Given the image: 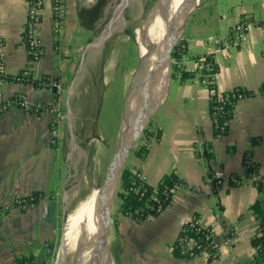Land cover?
<instances>
[{
	"label": "crops",
	"instance_id": "1",
	"mask_svg": "<svg viewBox=\"0 0 264 264\" xmlns=\"http://www.w3.org/2000/svg\"><path fill=\"white\" fill-rule=\"evenodd\" d=\"M44 1L40 31L44 57L31 62L23 39L28 0H0L4 73L16 76L28 70L35 80L58 78L49 87L0 80V103L23 95L32 105H52L63 113L56 127L51 117L40 118L19 108L6 110L0 118V264H14L27 254L52 257L63 234L66 193L73 192L72 200L83 186L80 182L73 187L79 177L88 176L86 146L101 140L95 133L96 114L91 115L99 111L101 92L80 88L86 61L78 43L85 29L81 13L88 12L85 20L91 17L100 0H65L59 35L53 28L55 0ZM229 4L226 11L220 4L209 9L205 3L208 11L188 22L184 40L190 57L196 58L207 52L210 36L226 35L248 20L244 43L217 59L215 87L222 92L243 89L252 95L235 103L229 133L220 139L211 118L210 91L194 77L182 80L183 70L171 78L167 98L150 121L151 132L159 137L152 135L147 155L133 154L126 168L134 173L141 170L152 187L170 174L185 187L158 216L143 221L119 213V200L110 231L115 264H250L253 260V237L260 220L251 207L262 198L259 190L250 181L221 188L209 183L217 169L246 177L248 157L264 176V0H229ZM80 90L85 99L79 98ZM35 193L44 199L26 211L14 207L17 199ZM194 215L218 235L233 239L218 259L175 255L172 246L183 222Z\"/></svg>",
	"mask_w": 264,
	"mask_h": 264
},
{
	"label": "rangeland",
	"instance_id": "2",
	"mask_svg": "<svg viewBox=\"0 0 264 264\" xmlns=\"http://www.w3.org/2000/svg\"><path fill=\"white\" fill-rule=\"evenodd\" d=\"M161 3L162 0H110L105 10L96 19L88 18L85 20V17H82L85 29L78 43L81 44L80 57L86 62L85 66L83 65L85 74L84 77L82 76L83 81L80 88L81 90L93 88L96 94L97 90L101 92L99 111L97 109L98 113L91 112L92 116L96 114L95 133L101 140H96L86 146L85 154L89 159L88 176L84 180L79 177L78 183H75L73 187L80 182L83 186L72 200L73 192L66 193L63 232L68 216L79 206L80 201L86 200L90 193L91 202L95 203L97 199L99 201V189L104 183L108 167L118 146L127 95L146 56V52L142 53L139 48L137 32L143 28L151 12ZM205 3L209 5V9L211 6L214 9L220 4L226 11L230 5L229 0H197L195 2V5L198 4L197 8L189 21L196 15L202 16L208 11V9L205 10L206 6H203ZM90 7L92 9L94 6ZM183 41H185L184 37ZM81 92L83 94H80L79 98L85 99V92ZM82 119L84 122H88L84 113ZM140 143L143 144L144 141L140 139L137 145ZM88 189L91 191L89 192ZM118 202L119 198L116 195L114 207ZM61 245L62 236L56 243V247L53 248L54 251L49 264H55L57 261ZM69 253L67 264H72L75 252L69 250Z\"/></svg>",
	"mask_w": 264,
	"mask_h": 264
},
{
	"label": "built area",
	"instance_id": "3",
	"mask_svg": "<svg viewBox=\"0 0 264 264\" xmlns=\"http://www.w3.org/2000/svg\"><path fill=\"white\" fill-rule=\"evenodd\" d=\"M65 0H55L54 2V16H53V28L57 35L61 33L64 21V4ZM45 14V1L44 0H28L27 2V19L25 23L23 39L29 56L35 58L38 61L44 57L43 40L41 38V25ZM250 29V22L248 20H242L237 23L228 34L226 35H213L207 39V52L196 58H191L187 49L181 50V56L178 60L172 59V64L178 65L179 70L188 71L197 83L211 93V118L215 129V135L217 138H224L226 136V127L229 125V120L224 121V117L229 115L233 105L238 100L249 97L247 91L241 92L238 89L222 92L217 91L216 85L217 77V59L230 47H240L246 40L248 31ZM5 51V44L3 39L0 38V77L7 76L4 73L3 57ZM34 61V62H35ZM23 77H31L28 70L23 71ZM1 81L4 79L0 78ZM21 80V77L19 78ZM10 108H19L26 112L32 113L37 117H51V125L56 127L63 120V114L60 109L52 105H32L23 95H17L11 99L4 100L0 103V118L3 113ZM149 148V144H147ZM256 164L252 161L251 157H248L246 161L247 170L249 167H253ZM136 177L146 184V179L141 170L135 172ZM250 181L255 185L259 181L264 186V176L258 174H247L246 177L241 178L237 175L226 173L223 169H217L209 177V183L215 188H221L227 185L239 186L244 182ZM256 186V185H255ZM185 185L177 183L170 190H167L166 199L172 202L173 197L179 190L183 189ZM193 189L192 187H188ZM135 190H139L136 188ZM44 199L43 195L38 197L35 194L17 199L14 207L19 211H26L41 200ZM152 199L159 204V209L163 207L162 202L157 195H153ZM7 210V209H5ZM190 231L196 233H202V239L198 240L194 237L187 235ZM198 235V234H197ZM230 235L220 236L213 228L205 225L203 220L194 215L187 218L182 225L181 232L173 244V250L178 247L181 249V254L185 255L184 258H204L206 260L218 259L224 248L229 247L232 243Z\"/></svg>",
	"mask_w": 264,
	"mask_h": 264
},
{
	"label": "bare ground",
	"instance_id": "4",
	"mask_svg": "<svg viewBox=\"0 0 264 264\" xmlns=\"http://www.w3.org/2000/svg\"><path fill=\"white\" fill-rule=\"evenodd\" d=\"M182 0H162L161 5L156 7L150 14L143 28L137 32V41L142 53L146 52L143 64L139 72L137 71L132 87H136L139 81L152 69L157 55L167 44L171 29L174 25L177 8ZM195 4L197 0H189ZM116 29V27H115ZM113 30V29H112ZM171 81V68L168 65L159 75L153 85L152 96L150 92L141 104H135L130 112L126 123L127 131H130L139 115L147 114L158 109L166 100ZM151 88V90H152ZM166 97V98H165ZM152 98V100H151ZM165 99V100H164ZM145 120L140 124L144 125ZM142 125V126H143ZM141 126V127H142ZM139 127L137 131L141 128ZM137 133V132H136ZM119 175L113 183L114 199L118 190ZM99 201L91 202V193L84 201L79 202V206L68 216V221L64 228L61 251L55 264H67L69 250H74L75 257L72 264H91L93 246L100 218L102 194L99 190ZM106 264H115L112 255H109Z\"/></svg>",
	"mask_w": 264,
	"mask_h": 264
},
{
	"label": "trees",
	"instance_id": "5",
	"mask_svg": "<svg viewBox=\"0 0 264 264\" xmlns=\"http://www.w3.org/2000/svg\"><path fill=\"white\" fill-rule=\"evenodd\" d=\"M110 0H101V3L95 7L94 10H92L91 17L89 19L94 20L100 15L103 10H105L107 3ZM102 8V10H101ZM88 13V12H87ZM86 11L82 12V17H86L87 15ZM88 22V21H87ZM90 23V22H89ZM187 49V44L185 41L181 42L178 47L174 50L172 59L178 60L181 56V50ZM29 59L31 62L35 61V58L32 56H29ZM172 76L171 78H174L177 72L179 71L178 65L175 63L172 64ZM182 80H186L189 78H192L193 76L187 72L182 71L181 73ZM21 77V80L19 78ZM4 80H10L13 82H21V83H32L36 87H49L52 82L56 83L58 82V78H54L52 81V78L49 76H44L40 80H35L32 77H23V72L19 73L16 76H4L0 77ZM215 85L211 86L214 87ZM241 92H245L243 89H238ZM263 94H264V86L262 88ZM248 94L251 96L252 93L250 91H247ZM231 109L229 115H226L223 119L224 121L227 119L229 122L232 120V109ZM230 125V123H229ZM229 125L226 127V135L229 133ZM152 135L159 137V133L156 135L155 132H151L150 124L145 129L141 140L144 141L143 144H138L135 147V150L133 154H136L140 157H145L148 153L147 144L151 142ZM255 142H258L257 140ZM249 175L251 174H258L259 168L257 165L249 167L247 170ZM179 183V179L174 175H166L163 177L161 182L158 184L157 187H152L148 183L143 184L142 181H140L135 173L131 171L129 168H126L122 179L120 183V187L117 193V196L119 200L121 201V204L119 206V213H121L124 216H132L136 218L138 221L146 220L147 218L151 216H158L166 207H168L171 202L170 200L166 199L167 190H170L171 187H173L175 184ZM257 189L259 190L260 195L262 196L261 200L257 201L252 207L251 211L256 215V217L260 220V225L257 233L253 237V245L256 248V253L253 257V260L250 264H264V186L257 181L255 183ZM138 188L139 190H135ZM41 194L35 193V196H39ZM153 195H157L159 197V200L162 202L163 207L159 209V204L152 199ZM198 234V235H197ZM187 235L194 237L198 240L202 239L203 234L202 233H196L195 231H190ZM175 255L184 258L185 255L181 254V249L176 247L174 250ZM51 256L48 259H42L40 257H36L33 254H27L22 255L15 259L14 264H49L51 261ZM210 261L212 259H209Z\"/></svg>",
	"mask_w": 264,
	"mask_h": 264
},
{
	"label": "water",
	"instance_id": "6",
	"mask_svg": "<svg viewBox=\"0 0 264 264\" xmlns=\"http://www.w3.org/2000/svg\"><path fill=\"white\" fill-rule=\"evenodd\" d=\"M197 5L191 3L189 0L181 1L180 5L177 8L175 22L171 29L167 44L157 55L154 65L149 71V73L139 81L136 87H131L129 90L126 99V108L124 112L123 122L121 123V133L119 136L118 146L116 148V152L113 156V159L108 167L104 183L99 189L102 194V203L98 229L96 232L93 246L91 264H106L109 255H112L110 250V231L115 201L113 195V183L119 175V190L121 179L126 169V164L131 154L134 152L135 147L141 139L145 129L148 127L156 109L147 114L139 115L138 119H140L133 124L132 129L130 131V136L127 137L129 131L126 134V123L129 119L130 112L135 104H141L146 100L147 95L151 91V88L153 87L155 81L168 65L171 68L172 75L173 52L182 42L185 30L188 25V21L192 16L193 12L196 10ZM116 17L118 18V15H116ZM143 120H145V123L144 125L142 124V126L140 123ZM139 127L141 128L139 129V131H137Z\"/></svg>",
	"mask_w": 264,
	"mask_h": 264
},
{
	"label": "flooded vegetation",
	"instance_id": "7",
	"mask_svg": "<svg viewBox=\"0 0 264 264\" xmlns=\"http://www.w3.org/2000/svg\"><path fill=\"white\" fill-rule=\"evenodd\" d=\"M100 3H101V0L98 2V5H99ZM110 3H111V2H110ZM110 3H109V4H110ZM98 5H97V6H98ZM107 5H108V3H107ZM101 10H102V8H101ZM103 11H104V10H103Z\"/></svg>",
	"mask_w": 264,
	"mask_h": 264
}]
</instances>
